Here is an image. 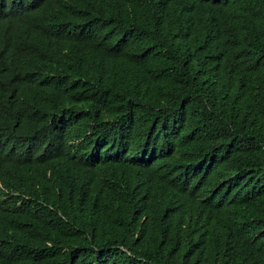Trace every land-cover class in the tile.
Masks as SVG:
<instances>
[{"label":"trees","instance_id":"trees-1","mask_svg":"<svg viewBox=\"0 0 264 264\" xmlns=\"http://www.w3.org/2000/svg\"><path fill=\"white\" fill-rule=\"evenodd\" d=\"M0 264H264V0H0Z\"/></svg>","mask_w":264,"mask_h":264}]
</instances>
